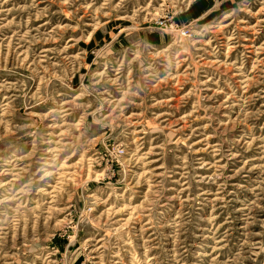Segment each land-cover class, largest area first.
Returning a JSON list of instances; mask_svg holds the SVG:
<instances>
[{
	"label": "rangeland",
	"instance_id": "1",
	"mask_svg": "<svg viewBox=\"0 0 264 264\" xmlns=\"http://www.w3.org/2000/svg\"><path fill=\"white\" fill-rule=\"evenodd\" d=\"M0 264H264V0H0Z\"/></svg>",
	"mask_w": 264,
	"mask_h": 264
}]
</instances>
